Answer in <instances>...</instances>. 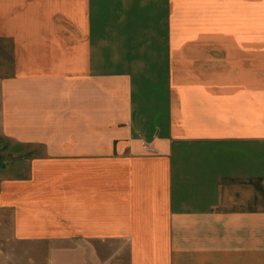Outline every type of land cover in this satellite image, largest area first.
Masks as SVG:
<instances>
[{
  "label": "crops",
  "instance_id": "0c3cea01",
  "mask_svg": "<svg viewBox=\"0 0 264 264\" xmlns=\"http://www.w3.org/2000/svg\"><path fill=\"white\" fill-rule=\"evenodd\" d=\"M0 264H264V0H0Z\"/></svg>",
  "mask_w": 264,
  "mask_h": 264
},
{
  "label": "rangeland",
  "instance_id": "374dc122",
  "mask_svg": "<svg viewBox=\"0 0 264 264\" xmlns=\"http://www.w3.org/2000/svg\"><path fill=\"white\" fill-rule=\"evenodd\" d=\"M193 26H194L193 28L198 29L196 23H194ZM229 33H231V31H221V35L219 37V40H223V39L225 40V39L229 38Z\"/></svg>",
  "mask_w": 264,
  "mask_h": 264
}]
</instances>
